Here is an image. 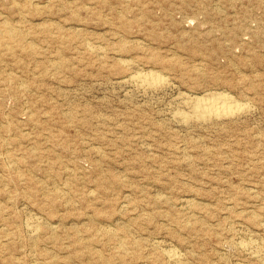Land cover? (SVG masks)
Returning a JSON list of instances; mask_svg holds the SVG:
<instances>
[{"label":"rangeland","instance_id":"1","mask_svg":"<svg viewBox=\"0 0 264 264\" xmlns=\"http://www.w3.org/2000/svg\"><path fill=\"white\" fill-rule=\"evenodd\" d=\"M262 262L264 0H0V264Z\"/></svg>","mask_w":264,"mask_h":264},{"label":"bare ground","instance_id":"2","mask_svg":"<svg viewBox=\"0 0 264 264\" xmlns=\"http://www.w3.org/2000/svg\"><path fill=\"white\" fill-rule=\"evenodd\" d=\"M15 2V1H14ZM10 26V25H9ZM7 28V27H6ZM10 29V28H9ZM12 30V29H11ZM15 30V29H14ZM13 30V31H14ZM6 32H7V30H5ZM16 31V30H15ZM12 32V31H11ZM9 33V32H8ZM10 34V33H9ZM15 34L13 33V35L12 36H14ZM136 67V66H135ZM138 71V70H137ZM136 73V72H135ZM151 73V72H150ZM129 74H131V73H129ZM137 75H138V73H136ZM145 74V73H144ZM144 74H142V78H143V75ZM147 74V73H146ZM135 75V74H134ZM141 76V75H140ZM140 76H137L138 78H139V80L137 81V82H139L140 84H141V86L143 85V84H145V81H144V79H142L141 80V78H140ZM147 76V79L145 78ZM144 78L146 79V80H148V75H146ZM127 77V76H126ZM150 77V76H149ZM152 77V76H151ZM134 78H135V76H134ZM128 79H129V77H128ZM132 79V78H131ZM136 79V78H135ZM137 80V79H136ZM152 80H153V77H152ZM155 80V79H154ZM126 81V80H125ZM131 81V80H130ZM147 82V81H146ZM149 82V81H148ZM147 82V83H148ZM135 83V82H134ZM140 86V85H139ZM139 86H137V87H139ZM154 87H156V85L154 86ZM153 87V88H154ZM152 88V87H151ZM146 89V88H145ZM140 91V90H139ZM219 97V96H218ZM224 97V96H223ZM222 98V97H221ZM202 99V98H201ZM220 99V98H219ZM219 99H217V100H202V102H200L199 104L196 102V104H198V106L196 107V109L198 108L199 110H198V112L201 110L202 111V113H206L207 115H215V116H217L218 118L220 117V116H223V115H228V114H230L231 113V110L235 107V106H233L232 105V107L231 106H227V104L226 103H224V102H220V100ZM223 99V98H222ZM199 100V99H198ZM230 100H231V98H230ZM233 100V99H232ZM200 101V100H199ZM228 101V100H227ZM191 102V101H190ZM233 102V101H232ZM188 103V102H187ZM186 103V104H187ZM237 106V105H236ZM189 107H191V106H189ZM240 108H241V106H240ZM239 108V109H240ZM244 108H245V106H244ZM195 109V108H194ZM193 109V111L195 112V110ZM235 109H237V107L235 108ZM241 110V109H240ZM237 112H238V110H236ZM235 112V111H234ZM236 112V113H237ZM241 112V111H240ZM243 112V111H242ZM238 114H239V112H238ZM196 115V114H195ZM194 115V117H196ZM185 116H187V115H185ZM203 116H206L205 114L203 115ZM233 115H232V113H231V117H232ZM200 117V116H199ZM210 117V116H209ZM225 117V116H224ZM227 117H229V115L227 116ZM226 117V118H227ZM234 117V116H233ZM186 118H188L189 119V117L187 116ZM185 118V119H186ZM198 118V117H197ZM215 118V117H214ZM230 118V117H229ZM202 119H204V117H202ZM222 119H223V117H222ZM205 120V119H204ZM187 121V120H186ZM188 201V200H187ZM186 202V201H185ZM187 203V202H186ZM189 205V204H188ZM191 206V205H190ZM187 225V224H186ZM185 225V226H186ZM187 227V226H186ZM34 228V227H33ZM190 228V227H189ZM106 233H109V231L108 232H106ZM113 233V232H112ZM112 233H111V235H112ZM110 234V233H109ZM110 235V236H111ZM113 236V235H112ZM114 237V236H113ZM112 238V237H111ZM260 241V240H259ZM120 242V241H119ZM236 243V242H235ZM230 244V243H229ZM251 244V243H250ZM256 244V243H255ZM236 245V244H235ZM241 245V244H240ZM243 245V244H242ZM246 245V244H245ZM252 245V244H251ZM254 245V244H253ZM123 246V245H122ZM246 246H248V245H246ZM250 247V246H249ZM123 248H125V247H123ZM235 248V247H234ZM242 248V247H241ZM244 248V247H243ZM251 248V247H250ZM259 248V247H258ZM262 248V247H261ZM126 249V248H125ZM171 249V248H170ZM246 249V248H245ZM260 249V248H259ZM121 250V249H120ZM236 250V249H235ZM240 250V249H239ZM238 250V251H239ZM252 250V249H251ZM255 250H256V247H255ZM126 251V250H125ZM241 251V250H240ZM246 251V250H245ZM123 252H124V250H123ZM167 252V251H166ZM251 252V251H250ZM262 252V251H261ZM252 253V252H251ZM247 254H249V252H247ZM167 255H168V257L172 260V261H174V262H180V257H179V255L177 254V252H175V251H168L167 252ZM254 256V255H253ZM253 256H250L251 258H253ZM255 257H257L256 255H255ZM260 259H258V261H259ZM263 260V259H262ZM183 261V260H182ZM262 263H264V262H262ZM261 263V264H262ZM186 264V263H185Z\"/></svg>","mask_w":264,"mask_h":264}]
</instances>
